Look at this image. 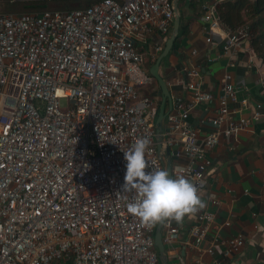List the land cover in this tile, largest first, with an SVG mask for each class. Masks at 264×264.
<instances>
[{
	"label": "built area",
	"instance_id": "built-area-1",
	"mask_svg": "<svg viewBox=\"0 0 264 264\" xmlns=\"http://www.w3.org/2000/svg\"><path fill=\"white\" fill-rule=\"evenodd\" d=\"M219 3L203 6L206 43L225 36V54L240 47L253 54L246 29L231 32L221 25ZM174 19L172 0H100L84 9L18 15L0 11V264H160L156 226L145 229L127 211L135 193L122 191L123 151L146 138L148 170H166L153 122L157 103L140 92L155 79L143 69L147 57L135 42L153 32L167 40ZM187 77L193 97L172 100L165 146L169 156L184 160L174 176L192 179L200 191L213 171L210 152L221 138L263 118L264 106L256 103L249 118L236 119L250 101L239 98L230 75L218 98L204 90L198 66ZM215 101L217 116L208 120L214 129L201 139L190 115ZM210 203L219 205L214 194ZM230 226L217 224L212 211H200L186 244L211 256L223 246L230 258L244 245L242 237L221 238L222 228ZM179 232L166 222L164 245L174 246Z\"/></svg>",
	"mask_w": 264,
	"mask_h": 264
},
{
	"label": "crops",
	"instance_id": "crops-1",
	"mask_svg": "<svg viewBox=\"0 0 264 264\" xmlns=\"http://www.w3.org/2000/svg\"><path fill=\"white\" fill-rule=\"evenodd\" d=\"M98 1L100 0H94V3ZM175 1L172 0L174 11ZM221 1L182 0L181 2L179 0L177 3L180 13L179 32L184 26L185 34L177 40L178 33L167 55L165 50L174 35L175 19L167 40L162 42L163 35L160 32H153L146 41L135 42L136 48L147 57L143 65L147 73L151 75L152 67L158 60L160 61L159 74L167 84L171 95L165 105L167 114L174 98L192 100V92L186 88V85L190 81L187 71L193 65L198 66L202 71L204 90L212 93L216 98L223 94V80L226 75H230L238 90L239 98L246 97L250 101L248 108L244 109L239 104H230L231 109H243L235 116L236 119L249 118L256 103H262L264 106V88L261 85V80H264V65L261 60L253 52V54L246 53L244 47L235 49L229 55L225 54L223 47L228 42L225 36L214 35L213 43H206L209 30L202 20L203 6ZM158 46H161V50L156 52ZM195 50L198 51L197 56L192 54ZM250 59H253L252 65L249 64ZM231 62L233 66L230 65ZM140 92L151 96L157 103V115L153 120L157 135L159 130L157 122L163 101L162 89L155 80L152 85L141 88ZM218 108V101H215L212 104L198 106L191 113L190 123L199 130L201 139L213 131L214 128L208 120L217 116ZM166 118L167 115L160 125L163 128V149L159 152L163 154L166 170L171 166L174 176L173 168L184 160L167 154ZM210 158L213 162V171L205 177V186L199 191L206 205L201 211H212L217 224L230 221V227L222 228L221 238L242 237L244 245L230 258L223 256V246L217 248L214 256L207 253L200 255L186 244L190 227L195 223L196 213L191 218L185 217L182 225L172 222L180 232L174 246H165L168 263L200 264L199 260L210 262L217 259L222 264H264V117L253 122L247 130L240 131L229 139L221 138L220 144L210 152ZM211 194L217 197L219 205H211ZM165 223L162 236L165 233ZM208 246L207 241L205 247ZM69 263L72 264L69 261L53 264Z\"/></svg>",
	"mask_w": 264,
	"mask_h": 264
},
{
	"label": "clouds",
	"instance_id": "clouds-1",
	"mask_svg": "<svg viewBox=\"0 0 264 264\" xmlns=\"http://www.w3.org/2000/svg\"><path fill=\"white\" fill-rule=\"evenodd\" d=\"M150 141L136 139L124 152L126 173L122 191L135 193L127 211L136 217L141 226L151 230L165 222L184 223L205 208L196 183L183 174L175 176L168 170H148L146 153Z\"/></svg>",
	"mask_w": 264,
	"mask_h": 264
},
{
	"label": "trees",
	"instance_id": "trees-1",
	"mask_svg": "<svg viewBox=\"0 0 264 264\" xmlns=\"http://www.w3.org/2000/svg\"><path fill=\"white\" fill-rule=\"evenodd\" d=\"M30 1L26 4L29 9L43 7L41 0ZM93 4L94 0L87 1L85 8ZM217 11L221 25L227 30H247L250 46L264 65V0H224L218 4ZM185 29L181 27L177 40L185 34Z\"/></svg>",
	"mask_w": 264,
	"mask_h": 264
},
{
	"label": "water",
	"instance_id": "water-1",
	"mask_svg": "<svg viewBox=\"0 0 264 264\" xmlns=\"http://www.w3.org/2000/svg\"><path fill=\"white\" fill-rule=\"evenodd\" d=\"M179 0L175 1V22H174V35L172 36V38L169 40L166 50H165V55L168 54L169 50L172 48L173 43L179 33V26H180V13L178 10V3ZM159 63L160 61L158 60V62L152 67L150 73L151 75L154 77V79L158 82V84L160 85L161 89H162V94H163V101H162V105H161V110H160V116H159V120L157 122V124L159 125V130L157 133V137H156V142L158 145V150L162 151L163 149V138H162V134H163V128L161 125L162 121L165 119L167 113H165V105L167 100L170 99L171 95L169 92V88L167 86V84L165 83V81L163 80V78L160 76L159 74ZM169 153V150H167V154ZM169 171L170 176L172 175V169L171 166L167 169ZM164 223H160L157 225L156 228V232H155V245L158 249V253H159V258H160V264H169L168 260H167V255H166V248L165 245L163 243L162 240V228H163Z\"/></svg>",
	"mask_w": 264,
	"mask_h": 264
},
{
	"label": "rangeland",
	"instance_id": "rangeland-1",
	"mask_svg": "<svg viewBox=\"0 0 264 264\" xmlns=\"http://www.w3.org/2000/svg\"><path fill=\"white\" fill-rule=\"evenodd\" d=\"M90 0H54L52 2L41 0L40 4L43 7L37 9H29L26 4L31 2L30 0H1L0 11L7 14H24V13H36L39 11H70L85 8V3ZM61 106L63 108L68 107V101L66 99L61 100ZM70 264V263H69Z\"/></svg>",
	"mask_w": 264,
	"mask_h": 264
}]
</instances>
